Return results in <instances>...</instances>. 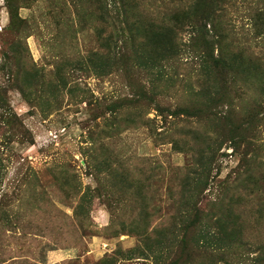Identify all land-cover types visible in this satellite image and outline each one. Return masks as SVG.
<instances>
[{
  "label": "rangeland",
  "instance_id": "374dc122",
  "mask_svg": "<svg viewBox=\"0 0 264 264\" xmlns=\"http://www.w3.org/2000/svg\"><path fill=\"white\" fill-rule=\"evenodd\" d=\"M263 247L264 0H0V264Z\"/></svg>",
  "mask_w": 264,
  "mask_h": 264
},
{
  "label": "trees",
  "instance_id": "16d2710c",
  "mask_svg": "<svg viewBox=\"0 0 264 264\" xmlns=\"http://www.w3.org/2000/svg\"><path fill=\"white\" fill-rule=\"evenodd\" d=\"M165 58H166V56L164 55V59ZM155 63H156L155 61H153L151 63L152 68L156 67ZM215 64H217V63H215ZM209 67L210 66L206 65L204 68H202V70L204 69V70H207V72H208V71H210ZM210 74L211 73L208 74V77ZM232 223H233V228H230L228 230V228L225 229L223 227V224H224L223 218L217 219L216 225L218 227L219 232L217 234L212 235V240L216 241L215 242V244L217 245L216 250H221L222 248H226V247L230 248L229 246L231 244H241L243 239H244V241L246 240L247 232L244 229V224H238L237 225L235 220ZM228 239H230V240L228 241ZM262 251H263V253L260 256L262 258L257 262V264H264V247L262 248Z\"/></svg>",
  "mask_w": 264,
  "mask_h": 264
}]
</instances>
